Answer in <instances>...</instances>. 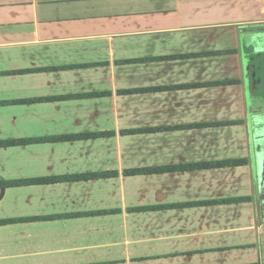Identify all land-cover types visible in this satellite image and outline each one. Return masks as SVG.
Wrapping results in <instances>:
<instances>
[{"label": "crops", "instance_id": "obj_1", "mask_svg": "<svg viewBox=\"0 0 264 264\" xmlns=\"http://www.w3.org/2000/svg\"><path fill=\"white\" fill-rule=\"evenodd\" d=\"M255 104L264 0H0V181L117 173L0 188V264H264Z\"/></svg>", "mask_w": 264, "mask_h": 264}, {"label": "trees", "instance_id": "obj_2", "mask_svg": "<svg viewBox=\"0 0 264 264\" xmlns=\"http://www.w3.org/2000/svg\"><path fill=\"white\" fill-rule=\"evenodd\" d=\"M38 101H47L45 100H38ZM27 102H37V100H30ZM210 125H200L197 127H206ZM174 130L175 128H160L157 130H150V131H162V130ZM179 129V128H176ZM142 131H124L122 132L123 135H131V134H136L140 133ZM111 135L110 133H95V134H89V135H81V136H65L62 138H57L53 140L57 141H70L75 138H98L102 136H109ZM34 142H40V140H21V141H7V142H0V147H7V146H17V145H26V144H31ZM247 161L246 160H238V161H232V162H220L216 164H203V165H189V166H184L181 168H176L178 170H191V169H197V168H212V167H226V166H239L242 164H245ZM164 171H176L174 170L173 167L170 168H148V169H138V170H132V171H127L125 172L126 175H139V174H151V173H160ZM117 173H96V174H90V175H82V176H67V177H50V178H42V179H37V180H21V181H5L1 180L0 181V188L6 189L9 187H19V186H24V185H30V184H53L61 181H78V180H91V179H99V178H108L115 176ZM246 200V199H243ZM241 200V201H243ZM250 200V199H248ZM10 222H16V221H9ZM0 223H8V222H0Z\"/></svg>", "mask_w": 264, "mask_h": 264}, {"label": "rangeland", "instance_id": "obj_3", "mask_svg": "<svg viewBox=\"0 0 264 264\" xmlns=\"http://www.w3.org/2000/svg\"><path fill=\"white\" fill-rule=\"evenodd\" d=\"M262 107H264V105L263 104H255V109H257V110H261L262 109ZM260 120V119H259ZM259 120H257V122H256V124H259ZM263 124V123H262ZM260 144H262L261 145V150H260V152H261V154L263 153L264 154V140L262 141V140H260L259 141V143H258V145H260ZM260 166V169L258 170L259 171V173H264V167H263V165H262V162H261V159L258 161V167ZM259 176V175H258ZM258 184H259V186H260V189H261V193H262V195H264V174H263V178L261 177V175H260V177H259V181H258ZM258 191H259V187H258ZM258 197H259V195H258Z\"/></svg>", "mask_w": 264, "mask_h": 264}, {"label": "flooded vegetation", "instance_id": "obj_4", "mask_svg": "<svg viewBox=\"0 0 264 264\" xmlns=\"http://www.w3.org/2000/svg\"><path fill=\"white\" fill-rule=\"evenodd\" d=\"M261 148V147H260ZM261 162H262V165L264 167V154L262 153V156H261Z\"/></svg>", "mask_w": 264, "mask_h": 264}]
</instances>
